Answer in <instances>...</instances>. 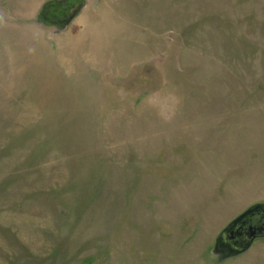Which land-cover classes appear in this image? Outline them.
Here are the masks:
<instances>
[{
  "label": "rangeland",
  "instance_id": "374dc122",
  "mask_svg": "<svg viewBox=\"0 0 264 264\" xmlns=\"http://www.w3.org/2000/svg\"><path fill=\"white\" fill-rule=\"evenodd\" d=\"M69 2L0 0V264H264V0Z\"/></svg>",
  "mask_w": 264,
  "mask_h": 264
},
{
  "label": "water",
  "instance_id": "95a60500",
  "mask_svg": "<svg viewBox=\"0 0 264 264\" xmlns=\"http://www.w3.org/2000/svg\"><path fill=\"white\" fill-rule=\"evenodd\" d=\"M260 213L264 214V203L254 204L234 218L216 238L214 251L225 257L234 256L246 251L255 239L264 237V216L261 225L252 221Z\"/></svg>",
  "mask_w": 264,
  "mask_h": 264
},
{
  "label": "trees",
  "instance_id": "16d2710c",
  "mask_svg": "<svg viewBox=\"0 0 264 264\" xmlns=\"http://www.w3.org/2000/svg\"><path fill=\"white\" fill-rule=\"evenodd\" d=\"M68 1V3L66 4V6H68V8H67V10L69 9V5L71 4L69 1L70 0H67ZM71 1H73V0H71ZM77 2H78V4L80 3H83V0H76ZM51 2V1H50ZM48 2V4L47 5H44L42 8H41V10H40V13H39V16H38V18L40 19V20H42V22L43 23H45V24H47V25H51V24H53L54 22H55V20H53V17H54V15L55 14H53V13H51V9L53 10L54 9V7L57 5V4H60L61 5V3H59V2H57V1H53V2ZM55 4V5H54ZM69 4V5H68ZM54 5V7L53 8H51L52 6ZM62 8H63V6H62ZM52 17V18H51ZM71 18H68V20L66 21V22H69V20H70Z\"/></svg>",
  "mask_w": 264,
  "mask_h": 264
},
{
  "label": "flooded vegetation",
  "instance_id": "af4514ba",
  "mask_svg": "<svg viewBox=\"0 0 264 264\" xmlns=\"http://www.w3.org/2000/svg\"><path fill=\"white\" fill-rule=\"evenodd\" d=\"M263 216H264L263 213H260V214L254 215L253 217H256L257 219H256L255 222H253V223H256V224H258V225H261V224H262V221H263ZM252 219H253V218H252Z\"/></svg>",
  "mask_w": 264,
  "mask_h": 264
}]
</instances>
